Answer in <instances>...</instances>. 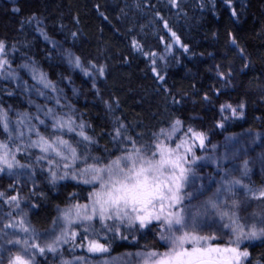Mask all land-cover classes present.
I'll return each instance as SVG.
<instances>
[{"label": "trees", "instance_id": "obj_1", "mask_svg": "<svg viewBox=\"0 0 264 264\" xmlns=\"http://www.w3.org/2000/svg\"><path fill=\"white\" fill-rule=\"evenodd\" d=\"M0 40L10 62L0 74V108L27 113L31 119L34 106L49 105L56 98L62 110L85 124L84 131L94 140L90 146L97 152L102 150L99 146L119 145L113 136L120 124L125 135L143 133L137 137L143 142L179 119V135L191 126L207 137L196 155L201 159L191 166L185 191L193 198L185 201L186 212L204 213V202L224 186V178H237L256 189L257 198L237 186L235 195L222 192L219 199L227 198L229 206L233 199L240 201L241 222L259 227L264 212L259 198L264 189V0H176V6L170 0H0ZM69 56L79 57L81 67L70 64ZM9 71L15 79L5 78ZM41 73L55 91L38 82ZM240 103L245 105L243 116L224 120L220 106ZM221 123L224 126L218 127ZM42 186L36 200L22 192L13 196L19 199L21 215L27 213L26 226L41 235L38 242L43 246L51 238L45 234L54 227L59 210L83 200L86 187L68 181ZM23 197L29 203L21 204ZM4 201L0 199V264L21 250L7 241L24 238L17 229L4 228L19 211ZM208 212L200 217L203 229L197 231L216 232V243L223 246L228 230L215 211ZM155 236L157 230L150 226L132 245L111 248L109 254L88 262L116 258V264H134L133 256L125 254L162 250ZM245 248L250 252L245 264H264V240H245L241 249ZM36 261L54 264L49 257L36 256Z\"/></svg>", "mask_w": 264, "mask_h": 264}, {"label": "snow or ice", "instance_id": "obj_2", "mask_svg": "<svg viewBox=\"0 0 264 264\" xmlns=\"http://www.w3.org/2000/svg\"><path fill=\"white\" fill-rule=\"evenodd\" d=\"M170 2L176 6V0ZM13 11L18 12L19 9L14 8ZM233 15L236 13L233 12ZM73 35L75 36V33ZM172 36L179 44V38L174 32ZM232 43L236 44L235 39ZM133 46L138 47L135 41ZM6 47L5 42L0 40V74L4 73L6 65L10 67L9 60L5 58ZM184 48L187 51L186 45ZM68 62L74 63L77 68L81 67L79 57L73 60L69 56ZM23 67L28 68V65ZM155 71L153 68L154 73ZM99 72L100 75L104 74L103 67ZM88 74L85 71V75ZM7 77L16 78L11 71L7 72L5 78ZM33 79L37 80L34 69ZM159 79L163 80L164 77L160 76ZM38 82L44 88L51 87L55 91V86L47 81L42 73ZM204 98L208 99L207 96ZM57 103L59 104V101ZM244 108V103L236 107L231 104L220 106L221 112L230 110L234 117L243 116ZM45 116L52 120V134L47 137L31 123L27 113L18 114L16 127L13 129L8 111L0 108V128L7 135V142L0 141V173L7 170L11 175L14 169L27 167L17 160L21 146L18 144L15 151L10 148L14 139L22 140L25 137L26 129L29 142L25 147L39 150L41 155H38L36 160L38 163H47V171L53 184L71 175L72 180L88 186L90 190L87 192L86 202L69 203L59 210V216L53 220L54 227L51 232L45 234L51 238L43 246L38 242L41 235L26 226L23 218L15 223H6L5 229L14 228L24 233V238L17 237L7 241L9 245L21 249L10 255L7 264H36L37 252L40 255L46 252L55 254L61 245L68 243H71L73 248L86 247L87 252L104 256L110 253L111 242L117 237L128 240L124 229H135L137 225L139 229H145L153 221L159 224V240L164 242L165 250L138 251L135 253L136 264H245L250 252L246 248L242 250L241 244L245 240H264V212L261 213L259 227L256 223L248 225L241 222L244 218L239 215L240 201L233 199L229 206L227 198L223 202L219 199L222 192L235 195L233 189L237 186L243 187L246 193H251L253 198H257V190L243 184L240 179L229 180L225 177L224 186L217 187L213 196L204 202V213L199 209L190 214L186 212L185 201L190 202L193 198V193L185 191L192 174L189 165L201 159L195 155V148L197 143L201 149L205 147L207 137L203 131L189 126L183 131V135H178L183 129V122L176 119L171 122L170 127L153 131L150 138L141 142L137 137L142 138L143 133H137L136 136L125 135L122 131L125 126L120 124L113 136V140L121 144L118 154L109 153L108 157H104L90 156L89 152H85L81 156L78 146L83 143L87 148L94 143L93 138L84 131L85 124H77L70 114L58 115L52 108L47 109ZM35 119L38 124L47 126L45 120L40 119L38 115ZM217 126L224 125L221 123ZM65 132L74 133L80 138L76 141L77 146H73L69 139L63 138ZM32 134L36 139H32ZM247 173L245 161L243 175L246 176ZM3 196L4 193H0V197ZM259 198L264 200V189L259 190ZM4 202L16 208L20 206L17 196H10ZM221 203L225 207H221ZM209 209L215 211L222 228L228 230L225 235L229 236V240L223 246L216 243V232L200 234L197 231L203 229L199 219L208 215ZM23 215L26 216L27 213ZM57 227L59 232L56 231ZM101 233L104 235L101 236ZM125 255L131 257L133 254ZM84 259L82 256L74 257L77 262H83ZM61 264H73V260H62ZM102 264H116V258L105 259Z\"/></svg>", "mask_w": 264, "mask_h": 264}, {"label": "rangeland", "instance_id": "obj_3", "mask_svg": "<svg viewBox=\"0 0 264 264\" xmlns=\"http://www.w3.org/2000/svg\"><path fill=\"white\" fill-rule=\"evenodd\" d=\"M40 92L39 94V98L42 99V96ZM44 94V93H43ZM52 99V98H51ZM57 99L55 98L54 100L52 99V103L49 105L46 104H37L36 106H34V111L35 114L32 116L31 118V123L35 124L38 129L40 130V132L47 136H50L52 134V120L45 116V112H47L48 108H52L53 111L58 114V115H64V114H70L71 112L68 110H62L57 103ZM236 107V106H233ZM39 108V111H38ZM9 117H10V122L11 125L13 127V129H15L16 127V120L18 119V114L23 113V112H11L10 110H7ZM39 116L40 119L45 120L46 125H40L38 124L37 120L35 119L36 116ZM224 120H229V119H233L238 117L237 116H233L230 110H225L224 112H221L220 114ZM225 117H227L228 119H225ZM74 119V118H73ZM77 123V122H76ZM78 124V123H77ZM26 135L22 140H13L10 143V148L12 149V151H15L16 146L19 144L21 146V151L17 153V156H21V160H17L19 161L20 164L22 165H27V167L25 168H16L13 170V174H9L7 170H5L3 173H0V193H4L3 197H0V199L6 200L8 197L15 195V193H19L22 192L23 195H28V197H32L38 199L42 196V191L41 189L43 188V184H49L52 183L50 180V175L47 171L48 169V165L45 161H40L39 163L36 160V157L38 155H41V153L39 152L38 149L36 148H26L25 145L29 142L28 141V135H27V130L24 129ZM115 135V134H114ZM179 135V133H178ZM183 135V134H181ZM63 138L64 139H69L72 143L73 146H77L76 145V141L80 140L79 137H76L74 133L69 134L67 132H65L63 134ZM32 139H36L35 135L32 134ZM0 141H4L7 142V135L3 132V129L0 128ZM119 143V142H118ZM206 143V142H205ZM102 148V150L99 152H97L94 146H88L87 148L85 147V145L83 143H81L78 146V151L81 154V156H83V154L85 152H89L90 156H104V157H108L109 153L115 155L118 154V150L121 147V144L119 143L118 146H99ZM104 148H106L105 150H103ZM205 148V147H204ZM201 149L197 143V146L195 148V155H197L198 152H200ZM89 162H91V160H89ZM79 163V162H78ZM193 164V163H192ZM192 164L189 165V167L192 166ZM81 167L83 166L82 164L80 165ZM60 174H63V169L60 170ZM26 176V178H25ZM64 181H68V182H72L75 185H81V186H85L82 184H78L77 181H74L71 179V175H69L67 178L62 179V180H57V182H64ZM53 184V183H52ZM42 186V187H41ZM86 187V194L84 196V199L79 201V199H77L76 201H73L74 203L76 202H80V203H84L86 202V198H87V192L90 190V188L88 186ZM24 203H29V199L27 197H23L21 199V204ZM19 211H15V213L13 214L11 219H7V223H15L18 222L21 218L24 219L23 217V213L21 215L22 209L16 208ZM15 209V210H16ZM62 226V225H61ZM150 226H154L155 229L157 230V234L159 237V224L155 221H153V223ZM147 227V228H148ZM139 229V226L137 225V227L135 229H124V233L125 235L128 236V240H121L118 237L111 242V248L114 251H117L119 249H124L125 247H127L126 245H132V243H134L135 241H137V237H139L140 235H142V233L147 229ZM58 232H59V228L57 227ZM104 233H101V236H103ZM109 236L111 237V234H109ZM158 237L155 236V239H157ZM161 242V248L162 250H160L161 252L165 250L164 246V242ZM154 243V242H151ZM150 243V244H151ZM138 252V250L134 249V251H132V256H133V261L135 262L134 264H136L137 261V257L135 256V253ZM36 256L38 259H42L45 257H49V259L51 261H54V264H61L62 260H73V264H89V259H94L95 257L100 258L102 257L101 255L98 254H91L89 252H87L86 247L85 248H80V247H75L73 248V245L71 243L65 244V245H61L60 248L58 249L57 253L53 254V253H49L46 252L44 255H40L38 252L36 253ZM77 256H82L84 257V261L83 262H77L74 261V257ZM38 262V261H36Z\"/></svg>", "mask_w": 264, "mask_h": 264}]
</instances>
